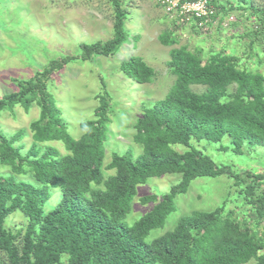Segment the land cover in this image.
<instances>
[{"label":"trees","instance_id":"16d2710c","mask_svg":"<svg viewBox=\"0 0 264 264\" xmlns=\"http://www.w3.org/2000/svg\"><path fill=\"white\" fill-rule=\"evenodd\" d=\"M109 1L112 37L81 44L82 61L115 55L129 37L123 0ZM255 3L218 2L221 16L249 13L254 27L241 34V39L249 38L243 56L220 50L203 59L201 49L169 50L174 83L134 121L132 142L140 150L136 156L129 146L126 154L112 152L104 164L111 120L103 80L93 118L79 123L78 137L68 132L47 81L72 57L50 60L28 79H12L16 91L0 96V113L15 107L27 113L35 106L39 116L29 124L32 143L25 152L16 146L24 130L9 137L0 131V166L8 170L0 175V264H61L63 255L66 264H264V172L218 164L192 144L204 141L216 151L237 155H243L245 147L264 145V72L249 65L250 59L264 56V4ZM158 40L166 47L177 43L173 29ZM119 71L137 84L151 83L155 77L139 57L123 61ZM191 86L204 90L195 92ZM53 141L62 144L63 154L44 145ZM165 175H179V182L164 194L138 198L139 205L152 207L127 224L137 186ZM219 176L230 179L231 187L218 207L182 216L172 230L145 241L164 224L175 210L176 196L185 194L194 180ZM55 188L60 189V200L45 212L48 190ZM15 212L27 223L12 229L7 219Z\"/></svg>","mask_w":264,"mask_h":264},{"label":"rangeland","instance_id":"374dc122","mask_svg":"<svg viewBox=\"0 0 264 264\" xmlns=\"http://www.w3.org/2000/svg\"><path fill=\"white\" fill-rule=\"evenodd\" d=\"M255 1L256 7L264 4V0ZM122 4L127 12V41L113 56L95 55L88 61H82L81 44L90 45L112 37L113 8L109 0H0V96L16 91L12 79H28L50 60L72 57L64 70L55 73L47 81V86L67 123L68 132L76 138L82 133L79 123L93 118L94 109L98 106L95 96L101 91L103 80L105 92L109 96L111 120L104 164L109 161L112 152L126 154L124 150L129 146L133 155L140 153L132 142L134 121L143 109L163 99L173 85L175 77L168 68L171 48L185 46L190 50L201 49L203 59L220 50L237 52L238 56H243L247 52L249 38L241 39V34L254 27L252 20L248 19V12H229V15H224V20L228 22L227 29L215 28L211 34L201 35L190 28H179L175 32L176 45L166 47L159 42L158 37L172 30L173 26L152 0H123ZM261 44L264 47V37ZM132 57L141 58L154 70L155 77L151 83L137 84L119 71V65ZM249 65L255 71L264 72V56L255 59V62L250 59ZM191 89L202 92L204 87L191 86ZM38 116L39 109L35 106L27 113L20 107H15L13 112L3 111L0 113V131L9 137L24 130L16 146L21 145L25 152L32 143L29 124ZM192 144L205 151L218 164L240 171L264 172V145L245 147L243 155H237L231 151H216L215 146H209L204 141L199 144L192 141ZM44 145L64 153L60 142ZM175 148L183 149L181 146ZM7 173V168L0 166V175L5 176ZM179 179V175H165L137 186L132 211L125 222L131 225L151 209L152 204L139 205L138 198L151 193L164 194ZM230 187L231 180L226 176L194 180L185 194L176 196L175 210L164 224L150 231L145 241L149 242L172 230L182 216L193 211L215 209L225 200ZM48 192L51 197L45 203V212L52 210L61 197L58 188L49 189ZM7 222L12 229L21 228L27 223L19 212L13 213ZM2 255L0 252V263L4 260ZM66 259L67 256L63 255L61 264H66Z\"/></svg>","mask_w":264,"mask_h":264},{"label":"built area","instance_id":"2783aa9c","mask_svg":"<svg viewBox=\"0 0 264 264\" xmlns=\"http://www.w3.org/2000/svg\"><path fill=\"white\" fill-rule=\"evenodd\" d=\"M162 13L176 26H187L192 23L197 28L206 30V23L221 9L220 0H152ZM231 19V18H230ZM227 21L222 22L226 28Z\"/></svg>","mask_w":264,"mask_h":264},{"label":"clouds","instance_id":"9594fccd","mask_svg":"<svg viewBox=\"0 0 264 264\" xmlns=\"http://www.w3.org/2000/svg\"><path fill=\"white\" fill-rule=\"evenodd\" d=\"M221 12V10L219 12H217L212 18H210V20H208V22L206 23V30L203 31L201 28H197L196 25H197V21H196V24L192 23L190 25H187V26H176L172 21L170 22L171 26H173V30L174 31V34L176 32V30H178L179 28L181 29H185V28H190L192 30H194L197 34H201V35H208V34H211L212 32V29H215V28H222V29H227L228 27L226 28H223L222 27V22L224 21V16H221L219 13ZM229 15V14H227ZM165 16V15H164ZM169 20V19H168Z\"/></svg>","mask_w":264,"mask_h":264},{"label":"crops","instance_id":"0c3cea01","mask_svg":"<svg viewBox=\"0 0 264 264\" xmlns=\"http://www.w3.org/2000/svg\"><path fill=\"white\" fill-rule=\"evenodd\" d=\"M185 30V29H184Z\"/></svg>","mask_w":264,"mask_h":264}]
</instances>
